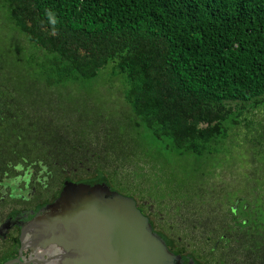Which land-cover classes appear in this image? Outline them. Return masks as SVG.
I'll use <instances>...</instances> for the list:
<instances>
[{"label":"trees","instance_id":"obj_1","mask_svg":"<svg viewBox=\"0 0 264 264\" xmlns=\"http://www.w3.org/2000/svg\"><path fill=\"white\" fill-rule=\"evenodd\" d=\"M0 9L9 35L0 41V198L23 162L45 176L46 196L58 195L72 169L65 164L79 168L83 155L93 177L105 175L143 208L170 216L174 208V223L164 218L173 252L199 264H264V133L255 116L264 107V0H0ZM105 69L121 98L109 110L104 85L85 92ZM40 86L95 99V116L75 122L50 100L29 99ZM244 126L257 150L235 168ZM246 161L251 190L236 192ZM140 171L166 180L165 198L143 195L150 178L129 187L125 178Z\"/></svg>","mask_w":264,"mask_h":264},{"label":"water","instance_id":"obj_2","mask_svg":"<svg viewBox=\"0 0 264 264\" xmlns=\"http://www.w3.org/2000/svg\"><path fill=\"white\" fill-rule=\"evenodd\" d=\"M20 241L47 252V264H199L173 252L135 199L103 174L66 181L60 196L22 225Z\"/></svg>","mask_w":264,"mask_h":264},{"label":"flooded vegetation","instance_id":"obj_3","mask_svg":"<svg viewBox=\"0 0 264 264\" xmlns=\"http://www.w3.org/2000/svg\"><path fill=\"white\" fill-rule=\"evenodd\" d=\"M76 163H79V168H74L73 165H63L65 168L72 167L71 170H67L69 173V181L77 182L93 178L94 175L91 173L92 162H90L89 157L81 155L78 157ZM27 164L28 163L23 162L22 168L18 170L19 174L17 181L14 182L16 186L15 190H7L4 186V197L2 196L0 198V201L6 199L8 205H11L8 210L3 211L0 209V264H5L7 262H11L12 264H47V252L40 251L36 253L31 247H22L20 241L22 225L26 221L31 220L47 204L55 201L60 196L62 189L58 195L52 197L46 196L44 193V189L46 188L45 183H47L45 176L29 171L28 167L33 165ZM85 168L87 170L84 172L83 169ZM64 182H66V180ZM136 204L143 213L144 210L146 211L145 214L149 217L154 230L167 238L170 243L169 247L171 250H175L176 247L174 245L176 242L173 239L172 232H170L169 227H167L169 224L165 222L162 212L154 211L153 207L150 208L149 211L145 207L143 208L138 200ZM179 254L184 257L189 256L188 252Z\"/></svg>","mask_w":264,"mask_h":264},{"label":"rangeland","instance_id":"obj_4","mask_svg":"<svg viewBox=\"0 0 264 264\" xmlns=\"http://www.w3.org/2000/svg\"><path fill=\"white\" fill-rule=\"evenodd\" d=\"M4 37H6V39H7V38H9V35L7 34V30H6V26H5V14L0 9V41ZM101 85L105 86L101 89L103 92L101 98L105 100V108L107 110H109L110 106H112V107L114 106L111 104V102L113 100H117L118 102H120L121 98H120L119 94L117 93L115 82L113 84L112 76H111V73L108 69H105L104 74L101 73L100 80L98 82L90 83L88 85V88L85 90V92L87 94L90 92L92 93L93 91L100 88ZM54 96H59V93L58 92L56 93L55 91H51L49 89H46L44 86H40V87H35V88L31 89V93L29 94L28 98L29 99L35 98L39 101L50 100L52 102L50 105L59 109L62 116H64L66 114L67 116H69L70 119H72L75 122L85 121V123H86L88 121V117L95 116L94 111H95V108H97V104H96L97 102L95 99H93V98L91 99V97H83L82 96L81 98H79V97H62V98L59 97L58 98V97H54ZM255 116L257 119L256 122H258L257 129L259 131H263L262 133H264V107H262V113L259 112ZM81 120H83V121H81ZM97 130H98V131H96L97 134H99V135L103 134V128L102 127H99ZM121 132H123L122 129H121ZM247 132H248V129L246 126H244L242 129H238L237 134L235 132V136H237V138H238L237 142H236V150L234 152L236 158L232 159L233 160L232 164L235 168L238 166L237 164L243 159L242 158L243 156L245 157L246 160H248V158H250L251 155L254 156V153L251 152V149L255 152L257 150L254 146H250V144H247L244 141V138L246 137L245 133H247ZM148 151L151 152L150 150H148ZM141 153H142V150H141ZM141 153L139 154L138 158L140 160L146 161V154H144V153L141 154ZM260 157H262V155ZM215 160H219V163L224 164L225 166L231 162V160L229 158H226V159L217 158ZM247 164L249 165V167L245 166ZM245 165H244L245 166L244 169H242L241 176L240 175L237 176L236 180H235L236 184L238 182H241L239 184H243V186L242 187L239 186L240 188L239 187L237 188L235 184H231V186L233 187V189L236 190V192L237 191L241 192L243 190H251L252 184H249V181H251V179L253 177L251 176V174H249V178H248V173H249V171L252 170L253 164L251 161H246ZM159 167L162 168L161 166H159ZM177 167L179 169L181 176L183 178L187 179L189 168L184 169L180 165H178ZM126 168L130 169V171H131L130 175H131V173L134 169L133 166L127 165ZM228 169L230 170V168H228ZM140 178L146 179V180H148L150 178V181H148V186L140 189L143 192V195L145 197H147V199H149V197H150L154 201H157V200L165 198L167 186H166V180L163 178L156 177L155 175L153 177L143 178V177H141V171H140L139 173L134 172V177L132 178V180L126 179V178H125V180H126L127 184L129 185V187L137 190L138 181H136V179L139 180ZM262 178H264L263 175H262ZM5 182H8V181H5ZM8 186H9V189L7 188L8 190H15V188H16L15 184H12V185L10 184ZM165 200H167V202L169 203V205L171 207H175V208H176V206H180L181 208L185 207V206H181L180 202L172 200L170 198H168V199L166 198ZM2 204H4V206H0V209L3 211L8 210L11 207V205H8V203L6 201H4ZM174 212H175L174 208H171L170 213L172 214V216H170L169 214H167V215L163 214V218L168 219L169 222L174 223V220H176V218H174L175 217ZM0 240H1V238H0Z\"/></svg>","mask_w":264,"mask_h":264}]
</instances>
